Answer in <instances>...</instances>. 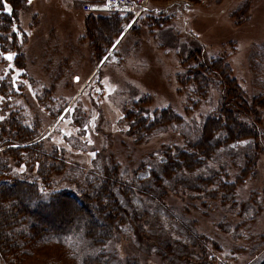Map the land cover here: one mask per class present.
<instances>
[{
    "label": "rangeland",
    "instance_id": "1",
    "mask_svg": "<svg viewBox=\"0 0 264 264\" xmlns=\"http://www.w3.org/2000/svg\"><path fill=\"white\" fill-rule=\"evenodd\" d=\"M20 1L14 11L7 0L15 16L8 30L0 29V53L15 54L11 68L0 56V175L40 181L41 160L47 158L59 168L51 174L57 189H91L113 166L120 182L143 184L146 169L157 167L168 151L186 147V133L196 136L202 120L219 110L225 91L218 77L206 98L180 80L194 63L193 52L202 62L224 58L254 109L252 117L241 119L256 127L257 140L220 149L208 163L217 179L211 186L191 188L195 173H181L159 187L145 183L153 192L149 202L154 197L152 206L162 211L120 230L102 250L104 259L98 250L90 254L110 260L106 264H169L163 257L177 264L262 263L264 0H150L109 51L107 41L96 37L110 39L113 27L103 33V25L83 12L85 2L73 7L70 0ZM89 25L97 27L96 37ZM164 109L181 115L184 125L147 131ZM134 111L148 120L139 130L128 117ZM25 135L31 137L21 141ZM18 147H25L19 157L6 152ZM223 183L235 187L229 192ZM27 262L69 264V259L53 246L37 250Z\"/></svg>",
    "mask_w": 264,
    "mask_h": 264
},
{
    "label": "trees",
    "instance_id": "2",
    "mask_svg": "<svg viewBox=\"0 0 264 264\" xmlns=\"http://www.w3.org/2000/svg\"><path fill=\"white\" fill-rule=\"evenodd\" d=\"M17 1L10 0L14 11L21 5V1ZM187 1L199 4L207 0ZM130 15L88 14L94 22L98 20L97 22L103 25V33L109 32L111 30L109 27H113L112 37L106 40L103 36L96 37L97 27L92 26L94 30L89 25L94 37L103 40L100 43L107 41L105 51L111 49L117 33L123 32L130 23L132 19L128 17ZM14 16L9 15L0 3L2 31L8 30V24H12ZM192 58L194 63L182 75L181 82L193 83L197 95L206 98L212 83H217L215 78L218 77L225 91L220 100L219 110L216 115L207 116L202 120L196 136L190 132L186 133L185 136L188 137L186 147H177L173 152L168 151L166 159L156 164L157 167L152 165L146 169L148 176L143 184L135 181L120 182L117 179L118 167L113 166L104 172L101 180L91 189H84L82 192L57 189L52 186L51 174L58 173L59 168H55L53 164L48 165L46 163L48 159L45 157L41 160L43 169L40 181L14 178L10 173L0 175V264H29L27 260H32L37 250L53 246L62 250L64 256L69 259V264L109 263L110 260L102 262L100 258L104 259L102 250L120 230L128 228L133 221L140 220L142 215L150 214L153 217L155 213L162 211L158 206H152L156 204L154 197L151 203L149 202L153 193L150 186L159 187L166 180L173 179L181 173L197 175L191 185L193 189L197 190L202 185L211 186L217 180L215 174L208 168L213 156L233 142L257 140L259 134L256 127L241 119L252 117L254 109L244 98L241 87L231 78L230 63L221 57L202 62V56L195 52ZM181 60L187 62L186 58ZM260 105L264 107V103ZM128 117L133 122L131 126L138 130L148 121L141 113L135 111ZM153 118L145 126L147 131L161 130L170 125H184L183 117L171 109L156 112ZM256 125L258 126V121ZM23 131L21 126L19 132ZM25 133L29 134L27 130ZM18 136L15 135V138ZM30 137L25 135L19 138L26 141ZM24 148L7 149L6 152L19 157V152ZM145 183H149L150 186L144 185ZM223 185L229 192L235 187V184ZM151 209L154 210L150 212ZM44 214H49L50 218ZM93 249L100 252V257H91L90 251ZM163 260L169 264H177L173 262V258L163 257ZM204 262L211 264L206 260ZM260 264H264V261Z\"/></svg>",
    "mask_w": 264,
    "mask_h": 264
},
{
    "label": "built area",
    "instance_id": "3",
    "mask_svg": "<svg viewBox=\"0 0 264 264\" xmlns=\"http://www.w3.org/2000/svg\"><path fill=\"white\" fill-rule=\"evenodd\" d=\"M109 0L105 3L86 4L83 6V10L86 12H111V13H129L138 12L140 13L145 5L146 0H111L110 6Z\"/></svg>",
    "mask_w": 264,
    "mask_h": 264
},
{
    "label": "snow or ice",
    "instance_id": "4",
    "mask_svg": "<svg viewBox=\"0 0 264 264\" xmlns=\"http://www.w3.org/2000/svg\"><path fill=\"white\" fill-rule=\"evenodd\" d=\"M31 2H32V0H28L29 4H31ZM0 3L3 4V7H4L5 11L9 15H11L12 14V9L8 5L7 0H0ZM110 4H111V0H109V4L106 5V7L110 6ZM17 31H18V29H15V28L13 29V32H17ZM122 38H123V32H118L117 33V38L115 39V41L112 44V48L113 49H115L120 44ZM109 55H111V53H109ZM0 56H3L4 60L9 62L8 66H9V68H11L12 67L11 62L13 61L15 54L9 51V52H6V53H0ZM102 59L104 61H106L108 59V56H104ZM0 78H2V77H0ZM74 79L76 80V82H79V77H75ZM97 91H99V89H97ZM61 118H63V117H61ZM89 142H91V141H89ZM92 155H95V153H93Z\"/></svg>",
    "mask_w": 264,
    "mask_h": 264
},
{
    "label": "crops",
    "instance_id": "5",
    "mask_svg": "<svg viewBox=\"0 0 264 264\" xmlns=\"http://www.w3.org/2000/svg\"><path fill=\"white\" fill-rule=\"evenodd\" d=\"M83 1V3L84 2H89V1H93V0H70V2H71V6H73L74 7V5H76V4H78V3H80L81 4V2ZM150 3V2H149ZM148 3V4H149ZM79 4V5H80ZM137 19H133L132 21H131V23L128 25V28L126 29V31L131 27V25L136 21ZM113 49V48H112ZM111 49V50H112Z\"/></svg>",
    "mask_w": 264,
    "mask_h": 264
}]
</instances>
